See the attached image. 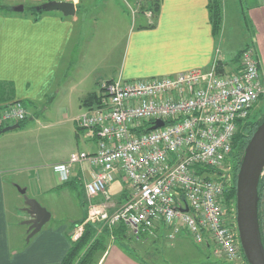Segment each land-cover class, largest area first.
Listing matches in <instances>:
<instances>
[{
	"label": "built area",
	"instance_id": "built-area-1",
	"mask_svg": "<svg viewBox=\"0 0 264 264\" xmlns=\"http://www.w3.org/2000/svg\"><path fill=\"white\" fill-rule=\"evenodd\" d=\"M124 2L132 16L139 12ZM144 16L152 23L150 10ZM219 61L206 69L100 84L99 101L76 119L77 127L95 139L96 150L72 152L53 169L67 179L73 165L86 164L90 178L84 190L90 198L104 194L118 175L126 193L112 213L107 200L93 203L84 222L109 227L122 222L135 235L162 231L170 245L188 236L197 245L209 242L228 262L244 263L236 203L225 204L224 195L232 186L233 138L264 94V84L253 48L242 52L235 71L219 70ZM27 115L21 102L1 105L0 129ZM158 120L162 123L155 127ZM199 169H211L212 178ZM81 231L82 224L75 226L71 237Z\"/></svg>",
	"mask_w": 264,
	"mask_h": 264
},
{
	"label": "crops",
	"instance_id": "crops-1",
	"mask_svg": "<svg viewBox=\"0 0 264 264\" xmlns=\"http://www.w3.org/2000/svg\"><path fill=\"white\" fill-rule=\"evenodd\" d=\"M57 1L73 3L75 14L65 16L62 13H44L35 20L30 14L11 9L12 6L20 5L21 0H5L10 12H0V81L13 85L14 100L28 101L35 112L39 111L35 124L0 132V264H59L68 250V235L71 234L70 230L79 225L77 222L69 221V224L58 226L48 225L47 222L26 241L27 226L22 222L28 216L23 209L24 203L20 204L23 196L17 187L24 188L26 193L28 184L36 179L42 184V194L52 193L55 189L63 190L61 184L66 180L78 177L84 189L86 174L89 178L88 166L73 165L67 179H63L53 169L55 164L67 160L72 152L92 153L96 150L95 139L88 138L85 132L82 133L86 145L91 146H86L89 150H79L81 129L77 127L76 119L95 105H83V98L92 93L98 96L103 81L143 79L194 68L206 69L215 59H223L216 50L208 0H159V10L152 27L146 26L147 18L139 13L131 17L132 23L128 26V14L124 15L126 10L121 2L117 3L119 6L110 8L124 27L123 46L114 69L111 65L105 66V72L110 69L107 72L109 76L97 74L96 70L103 62L99 58L96 60L97 65L87 67V71H80L82 50H78L77 56L72 47L77 35L75 24L80 21L77 16L80 5L87 0ZM97 1L89 0L90 4ZM245 4L247 7L244 12L251 33L249 41L263 77L264 0H245ZM37 7L31 6L29 12ZM93 83L98 86V90L92 89ZM59 94H63L66 101L64 109L56 111L60 118L50 122L40 120L39 116H45L46 110L42 109L40 103L46 98L50 102ZM72 94L79 98L85 109L67 120L69 104L73 103ZM65 121L72 122V134L69 126L67 134L64 132ZM61 133L66 137L62 138ZM117 180L115 178L107 184L104 197L100 194L93 199V203L107 200L108 213L125 201V186L119 187L120 184L118 186L115 183ZM87 213L85 211L80 219ZM188 238L179 236L171 245L183 249ZM98 264L149 263L139 255L136 258L129 255L121 245L111 241Z\"/></svg>",
	"mask_w": 264,
	"mask_h": 264
},
{
	"label": "rangeland",
	"instance_id": "rangeland-1",
	"mask_svg": "<svg viewBox=\"0 0 264 264\" xmlns=\"http://www.w3.org/2000/svg\"><path fill=\"white\" fill-rule=\"evenodd\" d=\"M54 1V0H50ZM223 1V15L220 23L219 29L216 31V50H218V55L221 56L223 62L230 63V60L236 55L237 52L249 45V40L251 39V33L248 31V25L242 20L241 7L236 3V0H222ZM48 2L46 0H40L35 2L33 0H21L23 5L24 14H29L30 7L37 6ZM122 2V3H121ZM121 3L124 4L125 13L127 18V25L129 26L131 22V11L128 5L125 4L124 0H99L95 4H90L89 0L80 5L79 14L77 15L80 21L75 24V34L76 39L73 42L72 50L75 51V55L78 56V50H82L83 62L80 63V71H87V67H92L97 65L96 60L99 58L102 59V65L96 70L97 74H106L110 72V69L105 72L104 67L110 66L114 69V65L117 62L121 48L124 41V27L123 23L121 24L120 20L115 17L110 8L113 6L117 7ZM121 5V6H122ZM86 9V10H85ZM58 13L59 11H48V13ZM127 12V13H126ZM128 16V17H127ZM80 58V55H79ZM75 62V61H74ZM264 62V61H263ZM231 69L232 67L228 65ZM109 76V75H108ZM261 80L264 84V69L263 77ZM92 89L98 90V86L93 83L91 85ZM73 95V103L69 104L67 120L72 119V117L77 116L82 111L84 107L81 106L79 98ZM63 94H59L56 98L52 99L50 102L47 98L40 103L42 109L45 112V116L41 114L39 116L40 120L46 119L50 121H56L60 116L56 113L57 109H64L66 103L63 98ZM25 108L28 111L27 119L24 121L23 126L28 124H35L36 116L39 115L35 112V109L32 105L25 104ZM46 108H45V107ZM40 107V109H41ZM53 107V109H52ZM68 107V106H67ZM52 109V110H49ZM43 112V111H42ZM40 112V113H42ZM37 114V115H36ZM60 114V113H59ZM65 118V117H64ZM264 118V94L260 97L259 101L251 109L249 116L245 119V123H254ZM38 120V121H40ZM63 129L67 134V126L71 127L72 122L70 123L65 121L63 123ZM21 127V126H20ZM19 127V128H20ZM13 129V130H17ZM71 134H72V127ZM59 132V131H58ZM84 130L79 132V150H89V146L86 145V142L83 133ZM60 133V132H59ZM82 133V134H81ZM74 134V132H73ZM62 138H65L66 135L61 133ZM72 137V135H71ZM88 146V147H86ZM84 168L86 164L83 165ZM234 162L229 161V174L232 180ZM87 173L88 170H87ZM85 179L88 178L86 174ZM215 177V176H213ZM118 180L115 182L119 187H124L125 184L122 182L120 175L116 177ZM115 180L112 179L111 181ZM119 183V184H118ZM24 187V186H23ZM42 184H39L36 179H33L28 187L26 188V193L28 196L35 197L44 207L51 211L52 217L48 221V225L58 226L60 224H69V221L77 222L81 220L82 214L86 211H89L90 206L93 204V199L87 196L81 184H75L74 189L69 187L62 188L63 190H53L52 193L42 194ZM65 189V190H64ZM68 190V191H66ZM106 191V190H105ZM264 191V190H263ZM36 195V196H34ZM104 197V194H101ZM262 205H261V219L262 226L264 229V192L262 194ZM45 203V204H44ZM20 204H23V198L20 199ZM87 209V210H86ZM88 214V213H87ZM87 214L84 218L87 217ZM81 224V223H79ZM24 225V224H23ZM72 232V230H70ZM70 232V233H71ZM130 234H134L131 229H129ZM135 235V234H134ZM156 242H150L154 240ZM132 240V247L134 251L141 257L147 259L149 264H202L205 261L210 260L213 263H223L228 262L223 257L216 256L212 248H206L205 245H196L191 241H187L185 248L180 249L170 245L168 242L165 233L158 231L156 236H149L148 240ZM156 256V257H152ZM227 264V263H226ZM231 264V263H230Z\"/></svg>",
	"mask_w": 264,
	"mask_h": 264
},
{
	"label": "trees",
	"instance_id": "trees-1",
	"mask_svg": "<svg viewBox=\"0 0 264 264\" xmlns=\"http://www.w3.org/2000/svg\"><path fill=\"white\" fill-rule=\"evenodd\" d=\"M50 1V0H46ZM136 6H138L139 14H144L146 10H150L152 12V23H147L146 26L152 27L154 25V20L156 18V15L159 10V0H129ZM236 3L241 7V13H242V20L245 23V25H248L247 16L245 15L244 10L245 7V0H236ZM223 1L222 0H208V12H209V18L211 21V25L213 28L214 35L216 34V31L220 27L222 15H223ZM8 6L5 4V0H0V12H10ZM48 13V11H45L42 9L41 4L38 5L37 9L32 10L29 12L30 15L33 16V18L36 20L39 18L40 15ZM248 28V27H247ZM252 48L250 41L249 45L245 46L242 50L236 53V55L230 60V63L219 61V70H223L224 67L230 65L232 70H237L240 56L242 52L247 48ZM13 85L9 82H3L0 81V106L6 103L10 102H21L23 105L28 104L30 102L28 101H16L13 97ZM99 101V95L92 93L87 95L82 100V104L85 106H89L92 103L96 104ZM249 116V115H248ZM247 116V117H248ZM27 119V117L20 121V126H23L24 121ZM264 118L260 119L259 121H255L254 123H245L240 124L237 133L235 134L233 141H232V149H231V155L230 158L234 162V166L232 169L233 176H232V186L230 189L226 192L224 195V202L225 204L229 205L231 202L235 201V182H236V173L240 164L241 155L243 153V150L251 137L253 131L257 127V125L262 122ZM1 130V129H0ZM211 169H199V173H206V176L208 178H212L210 174H207L210 172ZM75 184H81L79 178H73L70 180H66L61 184V187H69L73 188L75 187ZM264 190V170L263 173L260 176L259 183H258V200H257V208H258V222H259V229L261 233V240L264 246V229L262 226V219H261V205H262V194ZM126 191H123V196H125ZM82 224V231L80 235L73 239L71 237V234L68 235L69 238V248L66 251L65 255L63 256L61 262L59 264H98L99 260L101 259L102 255L105 253L109 243L111 241H114L116 244L121 245L125 249V251L135 258L137 257V253L134 251V248L132 247V240H148L147 235L140 233L139 235H132L129 233L128 227L120 222L114 226H107L104 222H84V218L78 221V224ZM188 241H191L192 243L196 244L190 237L187 239ZM150 242H156L155 239L151 240ZM197 245V244H196ZM206 248H209L211 244L205 243L204 244ZM213 251V248H212ZM244 263L243 264H249L244 254L242 253ZM154 257V256H152ZM143 258V257H142ZM234 264L232 262H225V264ZM202 264H223V263H213L210 260L205 261Z\"/></svg>",
	"mask_w": 264,
	"mask_h": 264
},
{
	"label": "water",
	"instance_id": "water-1",
	"mask_svg": "<svg viewBox=\"0 0 264 264\" xmlns=\"http://www.w3.org/2000/svg\"><path fill=\"white\" fill-rule=\"evenodd\" d=\"M45 11H59L65 16L74 15L76 8L71 2L48 1L41 4ZM15 12H22L23 5L12 6ZM162 122L157 121L156 126ZM19 123L3 127L0 132L19 128ZM264 170V120L260 122L249 138L236 173L235 203L236 225L240 245L249 264H264V246L258 222V183ZM23 196L24 211L28 218L22 223L27 226L26 241L35 235L49 220L51 213L35 198L29 197L24 188L17 187ZM187 210V209H186Z\"/></svg>",
	"mask_w": 264,
	"mask_h": 264
}]
</instances>
